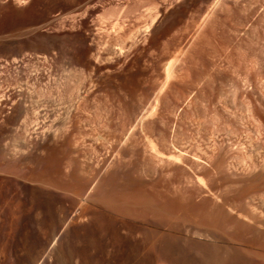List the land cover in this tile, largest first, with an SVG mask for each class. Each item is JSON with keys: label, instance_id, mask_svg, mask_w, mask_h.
<instances>
[{"label": "rangeland", "instance_id": "obj_1", "mask_svg": "<svg viewBox=\"0 0 264 264\" xmlns=\"http://www.w3.org/2000/svg\"><path fill=\"white\" fill-rule=\"evenodd\" d=\"M10 20L0 264H264L238 226L264 0H0Z\"/></svg>", "mask_w": 264, "mask_h": 264}, {"label": "bare ground", "instance_id": "obj_2", "mask_svg": "<svg viewBox=\"0 0 264 264\" xmlns=\"http://www.w3.org/2000/svg\"><path fill=\"white\" fill-rule=\"evenodd\" d=\"M10 22H5V21L0 22V32L3 31V29L9 27L10 25H13L14 27L18 26V24H14L13 21L10 20ZM208 158L212 159V156H208ZM252 158L250 157V160L248 162L243 163L242 165V170L245 172L246 176L244 175L242 176L243 179L241 178L243 180L242 182L244 183V187H243L244 189L241 190L247 193V195L245 194V196H247L248 199L245 200L246 201L245 203L243 202L244 205L238 208L240 215L245 219H247L249 223L248 224L244 222L242 223L241 221V223L238 222V226L240 225L239 227H241L242 229L251 230L252 232L255 233V235L264 237V230L262 232L259 229V227H264V161H263L264 159L262 158L261 159L262 161L260 160L257 161ZM221 163L219 164L220 167L224 165V163L223 165ZM238 179L240 180V178ZM236 183L237 182L235 181V184ZM157 196L158 198L161 197L168 203L169 202L172 203L173 201L172 199H170V197H168V195L166 196L165 194L162 193H157ZM237 221L239 220H236V224ZM233 222L235 223V221Z\"/></svg>", "mask_w": 264, "mask_h": 264}]
</instances>
